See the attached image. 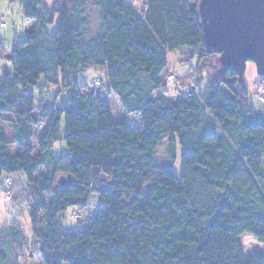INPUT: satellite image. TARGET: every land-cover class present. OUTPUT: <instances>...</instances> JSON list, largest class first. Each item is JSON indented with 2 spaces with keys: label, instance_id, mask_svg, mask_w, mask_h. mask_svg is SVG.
<instances>
[{
  "label": "trees",
  "instance_id": "obj_1",
  "mask_svg": "<svg viewBox=\"0 0 264 264\" xmlns=\"http://www.w3.org/2000/svg\"><path fill=\"white\" fill-rule=\"evenodd\" d=\"M18 1L35 23L6 50L0 21V50L13 56L0 77V194L28 197L38 242L29 264H264V250L247 260L241 241L247 233L264 244V109L233 72L176 102L166 87L170 52L216 56L203 43L199 0H95V34L87 0ZM111 95L132 121L114 120ZM166 136L171 158L181 147L180 176L153 157ZM63 141L69 153L59 154ZM94 193L100 210L66 226L69 209L87 210ZM15 229L0 234V264H22L10 261Z\"/></svg>",
  "mask_w": 264,
  "mask_h": 264
},
{
  "label": "rangeland",
  "instance_id": "obj_2",
  "mask_svg": "<svg viewBox=\"0 0 264 264\" xmlns=\"http://www.w3.org/2000/svg\"><path fill=\"white\" fill-rule=\"evenodd\" d=\"M136 2L141 6L143 0H136ZM87 3L88 19L92 28V32L93 34H95L100 30L101 27L100 14L95 7V0H87ZM0 21H2L3 25L2 35L4 37L3 43L6 50H11V48L15 44V38H18L20 40L26 39L29 36L31 29L33 28L35 23L33 20H27L24 18L21 12V5L18 0L13 3L10 0H2L0 9ZM56 26L57 21L54 25L50 26V30L54 32ZM213 63L214 56L209 58H201L199 56V53L194 50L180 48L178 50L170 52V70L173 71L177 77L176 85L169 83V81L167 82L168 86L166 84V87L175 86L169 87L172 92L170 95L171 100L173 102H176L177 100H179L180 96L183 93H185L186 91L188 92L189 90L196 89L197 94L201 93V91L204 89V86L207 85L210 79H224V76L217 72L216 69H214ZM12 71L13 67L11 59L8 58V54H5L2 52V50H0V77ZM94 72L95 71L90 72V78L95 77ZM198 79L200 81V84H198ZM261 79L262 77L259 76L256 65L252 61H249L247 63V71L244 77V83L249 87L252 93V101L255 103L256 107L264 109V104L259 101V96L256 92L259 90L261 96L262 88H264V84L260 83ZM228 80H230V78H226V81ZM100 85L101 84H99V88L102 89V87H104L103 83L101 87ZM33 89L36 96L40 98L42 95L41 88ZM47 90L50 91L52 97H56L59 87L51 85L49 88H47ZM222 90L226 95L232 97L233 94L228 89L226 84H222ZM67 98L68 97H61L59 99V102H65ZM109 103L113 110L115 121H132L133 116L131 114H127L124 111L118 96L111 95L109 97ZM43 128H37V130L35 131V139L38 140L40 138ZM65 134L66 122L65 119H63L62 136L65 137ZM169 140V136L163 138V140L155 150L153 157L157 163L162 162L168 166H172L175 172L180 176L182 173L181 147L180 145H178L177 147L176 158H171L168 150ZM35 144H37V142ZM35 144L34 148L37 149L36 154H38V146H35ZM56 151L59 154L69 153V149L65 141H63L62 144L56 146ZM41 172H44L43 168ZM20 178L23 179V176H14L13 183L19 185V188L21 189ZM7 197L8 193L6 191L4 194H0V234L2 235V237H9L12 228L15 227L17 229L20 234V240L18 241L19 247L16 251L11 253L12 256L10 261L14 263V255H16L18 256V260L21 261L22 264H29V254L38 249V242L32 231L28 197L27 195L19 191V189L15 195L11 194V196H9L11 197V199H7ZM47 199L49 201L50 198L48 197ZM6 209H9V211H7ZM99 210L100 197L98 193H94L91 196L90 205L87 207V210L83 208L69 209L67 216H65V224L70 228L79 227L83 223V221L86 220L87 214L90 216L92 214H95ZM241 241L243 243L245 257L247 260H250L261 250H264L263 242L252 236L251 234L246 233L242 235ZM4 245L6 247V244Z\"/></svg>",
  "mask_w": 264,
  "mask_h": 264
},
{
  "label": "water",
  "instance_id": "obj_3",
  "mask_svg": "<svg viewBox=\"0 0 264 264\" xmlns=\"http://www.w3.org/2000/svg\"><path fill=\"white\" fill-rule=\"evenodd\" d=\"M197 14L217 72H233L243 81L252 61L264 76V0H199Z\"/></svg>",
  "mask_w": 264,
  "mask_h": 264
},
{
  "label": "built area",
  "instance_id": "obj_4",
  "mask_svg": "<svg viewBox=\"0 0 264 264\" xmlns=\"http://www.w3.org/2000/svg\"><path fill=\"white\" fill-rule=\"evenodd\" d=\"M176 75L175 74H171L169 77H168V81L169 83H172V82H175L176 83ZM261 84H264V77L262 78V80L260 81ZM99 84H101L100 80L98 79L95 83V87L96 89L99 88ZM260 99H261V102L264 103V88H262V91H261V96H260ZM7 193H8V197L11 196V193L9 192V190H6Z\"/></svg>",
  "mask_w": 264,
  "mask_h": 264
},
{
  "label": "crops",
  "instance_id": "obj_5",
  "mask_svg": "<svg viewBox=\"0 0 264 264\" xmlns=\"http://www.w3.org/2000/svg\"><path fill=\"white\" fill-rule=\"evenodd\" d=\"M1 201V200H0ZM5 204V203H4ZM8 207V206H7ZM7 211H9V209H6Z\"/></svg>",
  "mask_w": 264,
  "mask_h": 264
},
{
  "label": "bare ground",
  "instance_id": "obj_6",
  "mask_svg": "<svg viewBox=\"0 0 264 264\" xmlns=\"http://www.w3.org/2000/svg\"><path fill=\"white\" fill-rule=\"evenodd\" d=\"M263 77H264V76H262V78H263ZM261 80H262V79H261ZM261 80H260V81H261Z\"/></svg>",
  "mask_w": 264,
  "mask_h": 264
}]
</instances>
